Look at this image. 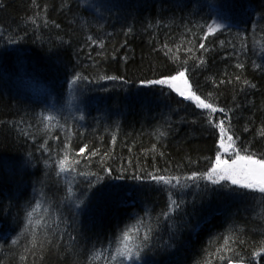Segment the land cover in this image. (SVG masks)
Segmentation results:
<instances>
[{
    "label": "trees",
    "instance_id": "obj_1",
    "mask_svg": "<svg viewBox=\"0 0 264 264\" xmlns=\"http://www.w3.org/2000/svg\"><path fill=\"white\" fill-rule=\"evenodd\" d=\"M220 121L264 156V0H0V264H264V194L189 179Z\"/></svg>",
    "mask_w": 264,
    "mask_h": 264
},
{
    "label": "snow or ice",
    "instance_id": "obj_2",
    "mask_svg": "<svg viewBox=\"0 0 264 264\" xmlns=\"http://www.w3.org/2000/svg\"><path fill=\"white\" fill-rule=\"evenodd\" d=\"M214 30L215 29L211 27L209 28V32H212ZM201 47L203 48L204 45L201 44ZM148 83L161 85L167 84L169 87L173 88V90L178 92L179 95L184 97V99L194 100L197 103V107L209 109L212 113L218 111V109L213 106V104L206 102V99H201L200 96L196 95V93L191 90L190 86L188 85V80L186 79V71H180L176 75H173L169 78L149 81ZM219 111L224 110L219 109ZM45 119L50 120L51 117H45ZM209 123H212L211 117L209 118ZM213 126L217 127L221 133L219 148L224 152H228L229 149H232L233 151L229 152V155H234V158L231 159V162H229L228 159L223 158L222 154L218 153L215 163L207 173L202 174L201 177H197L194 174L193 176L189 177V179L195 180L203 178L208 180L212 184H221L223 181H227L232 186L250 191H258L259 193L264 194V156L256 158L255 153H249L247 148L242 150V154L240 149L235 148V141L233 140V137L231 135L227 137L229 144L226 147L224 142V135L226 132L224 128V122L220 121L218 124H214ZM86 147L87 146H85V148H81L79 154H83ZM94 154L95 153H93V155ZM65 159H67V157ZM64 163V160L60 161L61 173L68 170L64 167ZM76 163H79V161H76ZM71 170L75 171L74 168ZM81 175H84V173H81ZM152 178L157 180V182H163L165 184L171 183V180L166 179L163 176H153ZM178 207L179 205L176 204L175 201H172L169 205V212L165 213L164 215L167 217L171 214L172 211L175 210V208ZM29 216H31V213H29ZM132 233H135L137 236H139V228H137L136 226H132L125 232H123L122 237L120 238V243L124 246L122 248L116 249L115 255H112L111 257L113 262L119 259L121 261V264H125V262H127V264H138V262L141 260L140 252L142 249L140 245H137V251L133 252L132 249L125 243L126 241L131 239ZM150 233L151 229H148L142 235L141 242L144 247H147V242L150 240ZM229 264H231V262H229Z\"/></svg>",
    "mask_w": 264,
    "mask_h": 264
},
{
    "label": "rangeland",
    "instance_id": "obj_3",
    "mask_svg": "<svg viewBox=\"0 0 264 264\" xmlns=\"http://www.w3.org/2000/svg\"><path fill=\"white\" fill-rule=\"evenodd\" d=\"M210 27L213 28V29H215L214 31H212V32H215V31H218V30H220L221 28H223V27H224V24L221 23V22H219V21H213V22L209 25L208 29H209ZM208 31H209V30H208ZM160 85H161V84H160ZM188 85H189V83H188ZM162 86H164V87L170 89V90L173 91L176 95H178L179 97H181V98L184 99V97H182L181 95H179L178 92H176L175 90H173V88L169 87L167 84H164V85H162ZM185 100H188V99H185ZM188 101L191 102V103H193V104L197 107V103H196L194 100H188ZM198 108H200V107H198ZM201 109H203V108H201ZM220 138H221V134H220ZM224 142H225V145H226V147H227V145L229 144V141H228V138H227L225 135H224ZM229 152H232L231 149H229L228 152H224L223 150L220 149V154H222L223 158H224V159H228L229 162H231V159L234 158V155H229Z\"/></svg>",
    "mask_w": 264,
    "mask_h": 264
},
{
    "label": "bare ground",
    "instance_id": "obj_4",
    "mask_svg": "<svg viewBox=\"0 0 264 264\" xmlns=\"http://www.w3.org/2000/svg\"><path fill=\"white\" fill-rule=\"evenodd\" d=\"M209 30V29H208ZM209 32V31H208ZM160 85V84H159ZM183 99V98H182ZM185 100V99H184ZM186 101H188V100H186ZM189 102V101H188ZM191 103V102H190ZM193 104V103H192Z\"/></svg>",
    "mask_w": 264,
    "mask_h": 264
}]
</instances>
